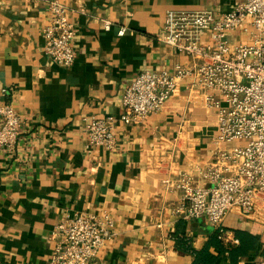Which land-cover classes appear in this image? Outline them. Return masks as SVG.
Masks as SVG:
<instances>
[{"label": "crops", "instance_id": "0c3cea01", "mask_svg": "<svg viewBox=\"0 0 264 264\" xmlns=\"http://www.w3.org/2000/svg\"><path fill=\"white\" fill-rule=\"evenodd\" d=\"M58 1L75 27L76 58L68 67L44 53L46 0H0V88H13L5 99L25 118L27 137L13 154L0 153V264H46L62 216L102 211L116 234L93 264H190L193 251L214 233L219 238L205 216L176 212L180 190L165 182L188 172L203 184L200 172L212 160L215 115L200 92L189 91L191 78H181L163 109L143 123L117 124L114 151L87 147L83 118L120 114L123 92L140 71L172 73L175 64H190L159 38L167 11L219 15L239 0ZM238 38V32L229 35ZM221 227L238 239L225 244L219 238L241 250L234 264H260L264 223L232 210ZM214 264H231L227 252Z\"/></svg>", "mask_w": 264, "mask_h": 264}, {"label": "built area", "instance_id": "2783aa9c", "mask_svg": "<svg viewBox=\"0 0 264 264\" xmlns=\"http://www.w3.org/2000/svg\"><path fill=\"white\" fill-rule=\"evenodd\" d=\"M46 14L41 30L44 53L59 66H71L76 50L69 8L58 0H46ZM109 27L110 22L103 20V28ZM123 32L121 27L118 34ZM233 32L240 38L230 41ZM159 38L189 56L190 64H175L172 73L140 71L123 92L120 114L83 118L86 145L116 150L117 124L143 123L163 109L181 78L190 77L189 91L200 92L215 115L212 160L200 172L206 178L203 184L188 172L173 183L165 182L180 190L178 214L205 216L225 244L237 243L221 227L228 212L264 223V0H239L219 15L207 9L169 10ZM12 92V87L0 88V153L6 155L27 139L25 118L5 99ZM233 140L244 142L223 147ZM115 234L107 211L65 214L51 232L54 241L46 264H93L99 249ZM259 263L264 264V257Z\"/></svg>", "mask_w": 264, "mask_h": 264}, {"label": "trees", "instance_id": "16d2710c", "mask_svg": "<svg viewBox=\"0 0 264 264\" xmlns=\"http://www.w3.org/2000/svg\"><path fill=\"white\" fill-rule=\"evenodd\" d=\"M241 238V236L239 237ZM210 246L218 249V253L211 252ZM230 257L231 264H234L238 253L241 252L237 247L224 246L214 233L210 240L199 250L193 251V260L190 264H214L220 254L226 253Z\"/></svg>", "mask_w": 264, "mask_h": 264}, {"label": "rangeland", "instance_id": "374dc122", "mask_svg": "<svg viewBox=\"0 0 264 264\" xmlns=\"http://www.w3.org/2000/svg\"><path fill=\"white\" fill-rule=\"evenodd\" d=\"M243 143L244 141L243 140H233V141H231V142H229L230 143V145L231 146H237V145H240L241 143Z\"/></svg>", "mask_w": 264, "mask_h": 264}]
</instances>
